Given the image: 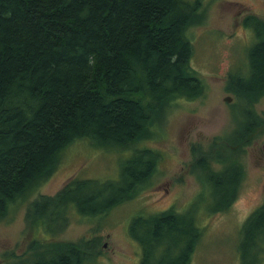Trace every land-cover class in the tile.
<instances>
[{
  "label": "trees",
  "instance_id": "1",
  "mask_svg": "<svg viewBox=\"0 0 264 264\" xmlns=\"http://www.w3.org/2000/svg\"><path fill=\"white\" fill-rule=\"evenodd\" d=\"M197 8L198 0H0V216L17 195L50 173L59 151L75 138L130 148L171 99L201 92V80L188 63L191 44L185 35ZM243 23L254 34L248 70L245 77L228 74L227 87L246 103L245 121L237 117L228 133L190 147L201 186L204 177L212 176L222 185L216 193H225L209 211L225 209L233 199L242 176L237 154L262 121L249 104L264 93V21L247 15ZM139 148L137 157L122 162L116 179L98 182L91 194L81 193L88 191L81 185L93 179L71 178L53 195H37L27 214L46 230L49 220L60 229L69 204L80 209L107 192L111 197L92 209L106 210L150 172L154 160L136 168L143 166L145 152L152 156L155 151ZM211 161L222 168L213 170ZM194 212L192 207L183 215L161 212L140 225L138 240L148 253L164 247L160 231L164 238L177 233L171 237L174 256L158 252L147 264H186L199 235ZM239 230L240 247L264 231V201ZM88 243L82 238L54 242L45 252L9 264H79Z\"/></svg>",
  "mask_w": 264,
  "mask_h": 264
},
{
  "label": "rangeland",
  "instance_id": "2",
  "mask_svg": "<svg viewBox=\"0 0 264 264\" xmlns=\"http://www.w3.org/2000/svg\"><path fill=\"white\" fill-rule=\"evenodd\" d=\"M247 15L264 21V0H198L197 15L187 25L185 35L191 44L188 63L201 80V92L194 97L171 99L161 116L148 125L147 133L130 148L101 146L88 137L66 144L50 173L17 195L0 216V264L45 252L54 242L92 236L96 239L89 244L91 254L83 259L79 255V264H135L137 244L127 234L134 217L139 215L142 221H149V214L171 211L183 215L188 207L195 210L199 235L186 264L264 263V231H258L251 242L240 247L239 230L245 217L264 201V93L249 104L262 121L249 133V142L240 146L237 161L242 176L225 209L209 211L225 193H216L215 188L222 185L212 176L206 180L204 177L201 186L190 150L192 143L206 146L213 136L228 133L237 117L245 121L246 103L227 87V78L228 74L245 77L248 70L247 48L254 34L243 23ZM225 96L229 99L225 100ZM138 147L155 151L152 156L145 152L143 166L136 168L143 169L154 160L151 170L118 203L102 212L93 211L111 197L106 192L92 203L78 205L79 210H70L67 224L51 234L44 230L42 222L27 214L38 194L54 193L69 177L93 179L81 185V189L88 190L81 192L84 195L95 191L98 182L116 179L122 162L138 156L134 152ZM210 165L213 170L222 168V163L216 161ZM47 225L53 230L59 227L53 220ZM136 234L143 235V226ZM157 236L165 248L160 254L172 258L176 247L171 237L177 233L171 231L170 237L164 238L160 231Z\"/></svg>",
  "mask_w": 264,
  "mask_h": 264
},
{
  "label": "flooded vegetation",
  "instance_id": "3",
  "mask_svg": "<svg viewBox=\"0 0 264 264\" xmlns=\"http://www.w3.org/2000/svg\"><path fill=\"white\" fill-rule=\"evenodd\" d=\"M71 178H78V177H74V176H72V177H69L67 180H69V179H71ZM117 178V177H116ZM67 180H65L64 181V183L67 181ZM104 180H111V179H104ZM103 180V181H104ZM63 183V184H64ZM62 184V185H63ZM61 185V186H62ZM61 188V187H60ZM59 188V189H60ZM59 189H57V190H59ZM56 190V191H57ZM55 191V192H56ZM54 192V193H55ZM54 193H52V194H46V195H53ZM42 194V193H41ZM39 195V194H38ZM121 201V200H120ZM119 201H117V202H115V203H113L112 205H114V204H116V203H118ZM108 209V208H107ZM70 210H79V208L77 207V206H75L73 203H71V204H69V208H68V211H67V220H68V214H69V211ZM102 212V211H101ZM99 213V212H98ZM178 213V212H177ZM148 216H151V214H149ZM136 219H138L139 221H137V222H135V224L131 227V224L136 220ZM141 221V222H140ZM143 222L144 221H142V219L140 218V216L139 215H137V216H135L134 217V219L132 220V222L130 223V227H129V231H128V235H129V237L137 244V251H136V255H135V264H141V263H145V264H147V262L149 261V260H153V259H155V257L157 256V255H159L158 254V252L160 253V251L164 248V247H159L158 249H152V251H151V253H148V250L147 249H143V247H142V244L140 243V241L138 240V239H141V237H143V235H137L136 234V230L140 227V225L141 224H143ZM67 224V221H66V223L60 228V229H57V230H53V229H51V228H49V229H45L44 228V226H43V228H44V230H46L47 232H49V234H51V233H55V232H59L61 229H63V227L65 226ZM196 226V224H195V222H193V227H195ZM79 239H81V238H79ZM83 239V238H82ZM96 239V236H92L91 238H88L87 240H89V243H88V245L87 246H85V248H84V256L83 257H81V259H83L84 257H86L87 255H89V254H91L90 253V251L92 250L90 247V242L91 241H93V240H95ZM152 241H150V243H151ZM147 243H149V241L147 242ZM192 248V247H191ZM191 248H190V251H191ZM165 249V248H164ZM190 251H188V252H190ZM145 252V253H144ZM150 254L152 255V256H150ZM189 254V253H188ZM188 257V256H187ZM81 259L79 260V259H77L79 262H81ZM176 263V262H175Z\"/></svg>",
  "mask_w": 264,
  "mask_h": 264
},
{
  "label": "water",
  "instance_id": "4",
  "mask_svg": "<svg viewBox=\"0 0 264 264\" xmlns=\"http://www.w3.org/2000/svg\"><path fill=\"white\" fill-rule=\"evenodd\" d=\"M224 99H225V100H228V99H229V97H228V96H225V97H224Z\"/></svg>",
  "mask_w": 264,
  "mask_h": 264
}]
</instances>
